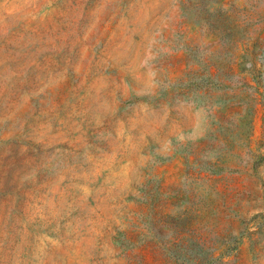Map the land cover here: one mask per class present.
Masks as SVG:
<instances>
[{
	"label": "rangeland",
	"instance_id": "374dc122",
	"mask_svg": "<svg viewBox=\"0 0 264 264\" xmlns=\"http://www.w3.org/2000/svg\"><path fill=\"white\" fill-rule=\"evenodd\" d=\"M0 264H264V0H0Z\"/></svg>",
	"mask_w": 264,
	"mask_h": 264
}]
</instances>
